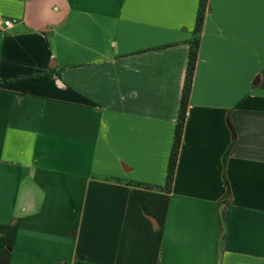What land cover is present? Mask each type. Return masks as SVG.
<instances>
[{
	"label": "crops",
	"instance_id": "0c3cea01",
	"mask_svg": "<svg viewBox=\"0 0 264 264\" xmlns=\"http://www.w3.org/2000/svg\"><path fill=\"white\" fill-rule=\"evenodd\" d=\"M0 17V264H264V0Z\"/></svg>",
	"mask_w": 264,
	"mask_h": 264
},
{
	"label": "trees",
	"instance_id": "16d2710c",
	"mask_svg": "<svg viewBox=\"0 0 264 264\" xmlns=\"http://www.w3.org/2000/svg\"><path fill=\"white\" fill-rule=\"evenodd\" d=\"M201 21H202V16L199 17V20L197 22V30L200 28ZM196 47L197 46H195L191 51L186 82H185V86L183 90L182 109H181V114H180L179 122L177 125V129H176L175 143H174L173 152L171 155L169 169H168L167 185L169 188L171 187V184L173 182L174 175H175L177 158H178L179 148L181 145L183 127H184L185 117L187 113V105H188V100H189V96H190L191 88H192L193 75H194V71L196 67V60H197Z\"/></svg>",
	"mask_w": 264,
	"mask_h": 264
},
{
	"label": "built area",
	"instance_id": "2783aa9c",
	"mask_svg": "<svg viewBox=\"0 0 264 264\" xmlns=\"http://www.w3.org/2000/svg\"><path fill=\"white\" fill-rule=\"evenodd\" d=\"M11 26H12L11 19L0 17V32L4 31L5 29H9Z\"/></svg>",
	"mask_w": 264,
	"mask_h": 264
}]
</instances>
